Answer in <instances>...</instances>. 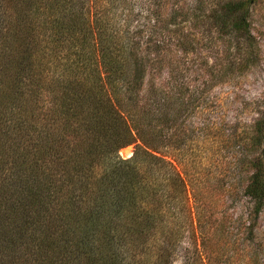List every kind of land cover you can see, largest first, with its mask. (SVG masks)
Segmentation results:
<instances>
[{
  "label": "trees",
  "instance_id": "16d2710c",
  "mask_svg": "<svg viewBox=\"0 0 264 264\" xmlns=\"http://www.w3.org/2000/svg\"><path fill=\"white\" fill-rule=\"evenodd\" d=\"M127 1L109 0L103 11L102 0H0V141L21 152L17 161L8 152L2 156L0 149V199L6 205L4 220L0 211V245L5 243L11 256L4 264L12 259L17 261L12 264H29L25 256L17 255L19 241L27 242V231L36 238L29 254H42L47 244L52 264L66 257L78 258L77 264H124L119 246L116 249L123 229L140 233L142 226L136 222L142 224L147 213L140 209L144 191L141 184L138 187L139 165L156 157L149 151L153 139L145 138V125L134 134L125 111L138 104L149 71L163 65L172 46L184 42L180 38L187 35L178 31L188 21L179 8L166 14L153 10L152 25L135 26L133 12L122 6ZM256 1H230L214 8L208 17L214 31L219 36L225 32L251 36L250 8ZM191 10L199 9L192 5ZM46 55L56 66L47 87L56 108L40 128L30 104L36 82L43 83L39 69ZM3 79L15 96L6 92ZM25 80L33 95L20 104L17 91ZM41 89L38 85L37 94ZM161 104L166 105V98ZM24 110L32 114L26 118ZM60 121L68 126L78 122L75 129L83 128L74 132L68 157L64 141L51 128V122L56 126ZM151 126L149 122L147 127ZM137 139L145 147L128 158L120 154ZM249 140L258 152L264 143V114L252 126ZM257 155L245 190L256 215L264 204V163ZM47 158L58 165L72 164L73 180H78L69 190L73 192L65 194L63 183L40 169ZM9 217L20 224L18 230L7 223ZM158 262L163 264L161 257Z\"/></svg>",
  "mask_w": 264,
  "mask_h": 264
},
{
  "label": "rangeland",
  "instance_id": "374dc122",
  "mask_svg": "<svg viewBox=\"0 0 264 264\" xmlns=\"http://www.w3.org/2000/svg\"><path fill=\"white\" fill-rule=\"evenodd\" d=\"M102 1L99 8L104 11L109 0ZM230 1L245 0H178V4L176 0H128L122 4L133 12L135 26L152 25L153 10L166 14L179 8L188 21L178 31L187 35L178 37L184 42L172 46L163 65L149 71L138 104L125 111L134 134L145 125V138L153 139L149 151L156 158L149 156L139 165L142 183L138 179V187L141 184L144 191V209H140L147 214L142 224L136 222L142 226L140 233L123 229L116 249L119 246L124 264H156L160 257L163 264H264V204L260 214H254V202L245 192L257 153L264 163V143L254 152L249 140L252 126L264 114V0H257L250 8L251 36L228 32L219 36L208 17L214 8ZM192 5L199 9L197 13L191 10ZM197 16L201 18L197 20ZM46 56L39 69L43 70V83L36 82L30 104L38 117L34 123L40 128L47 123L46 115L51 116L56 108L47 89L56 66ZM56 58L61 59L59 55ZM3 83L6 92L15 96L6 79ZM27 83L25 80L17 91L20 104L33 95ZM38 85L42 89L37 94ZM162 98H166L164 107ZM7 100L5 97L3 102ZM30 114L24 110L26 118ZM77 123L68 126L60 121L55 126L51 122L57 139L64 141L65 157L73 152L74 132L83 131L75 129ZM3 144L0 141L2 156L8 152L20 161L21 152ZM142 145L145 147L137 139L120 154L134 156ZM49 159L40 169L54 182L61 181L57 183H63L65 194L73 192L69 190L78 185V180H73L72 164L58 165ZM0 206L4 220L6 205L1 199ZM12 218L7 223L18 230L20 224L17 226ZM25 234L27 242L19 241L17 255L25 256L29 264H52L47 244L42 254H29L34 236L28 231ZM9 257L3 243L0 264ZM77 259L66 257L60 264H77ZM15 262L12 259L10 263Z\"/></svg>",
  "mask_w": 264,
  "mask_h": 264
}]
</instances>
